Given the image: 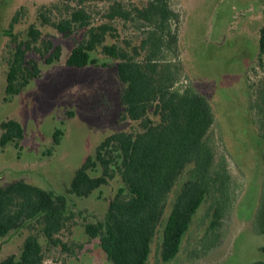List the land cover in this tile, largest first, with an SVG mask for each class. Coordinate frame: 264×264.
Masks as SVG:
<instances>
[{"label": "rangeland", "instance_id": "374dc122", "mask_svg": "<svg viewBox=\"0 0 264 264\" xmlns=\"http://www.w3.org/2000/svg\"><path fill=\"white\" fill-rule=\"evenodd\" d=\"M142 6L145 0H121ZM109 1L88 2L84 8L98 22ZM76 0H0V122L15 119L23 127L18 146H0V187L22 179L65 194L73 214L57 235L65 248L54 246L37 228H21L0 237V259L18 257L25 236L33 233L43 247L42 264H109L96 238L83 225L102 220L109 199L122 184L115 175L87 197L67 193L74 171L109 133L127 129L121 118V84L116 62L99 52L97 65L69 67L65 59L85 29L69 35L43 22L67 14ZM180 15L177 50L170 57L182 70L178 86L191 85L211 103L215 120L207 142L215 166L224 163L229 173L227 206L211 228L216 202L208 196L194 215L177 255L169 262L159 256L161 229L151 243L148 264H251L264 259V233L253 228V216L264 187V56L258 57L259 29L264 24V0H171ZM15 22L12 24V21ZM10 24H12L10 27ZM41 38L59 45L58 60L46 64L36 51L27 52L41 69L17 95H5V75L10 51L8 29L18 39L29 26ZM122 37L139 35L136 25L114 20ZM174 28V27H173ZM59 129V143L53 134ZM1 132V130H0ZM96 175L98 172H90ZM171 200V196L169 198Z\"/></svg>", "mask_w": 264, "mask_h": 264}, {"label": "trees", "instance_id": "16d2710c", "mask_svg": "<svg viewBox=\"0 0 264 264\" xmlns=\"http://www.w3.org/2000/svg\"><path fill=\"white\" fill-rule=\"evenodd\" d=\"M101 1L76 0L75 7L67 6V14L56 21L43 15V22L62 34L85 29L65 59L67 66L97 65L95 52L116 62L121 118L131 122L127 129L112 131L96 145L93 155L74 171L66 192L87 197L119 175L122 184L109 199L102 220L83 225L86 235L98 240L109 264H148L151 243L161 229L159 256L169 262L208 196H215L218 203L211 228L218 225L227 206L230 176L224 163L215 166L212 145L206 140L215 120L214 111L210 101L193 86L177 85L182 70L170 57L177 50L181 18L172 9L171 0H145L142 6L104 0L108 5L94 23L84 4ZM114 20L135 24L137 38L120 36L112 25ZM6 35L10 37V51L4 91L12 97L40 76V67L27 58V52L36 51L51 64L59 59L61 48L44 41L33 25L25 38L18 39L9 29ZM263 56L264 24L258 36V57L261 60ZM261 97L264 102V84ZM0 130L1 147L18 146L23 138V127L15 119L1 121ZM59 135L56 129L54 144L59 143ZM68 203L67 195L22 179L1 186L0 237L21 228H37L48 243L65 248L57 235L73 216ZM253 228L264 233V187ZM261 249L264 252V245ZM43 261L42 245L35 234L28 233L18 257L7 255L0 264ZM251 264H264V259Z\"/></svg>", "mask_w": 264, "mask_h": 264}]
</instances>
